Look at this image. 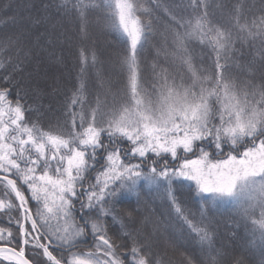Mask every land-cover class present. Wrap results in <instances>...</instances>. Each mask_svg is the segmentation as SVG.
Segmentation results:
<instances>
[{"label":"snow or ice","instance_id":"6c2138e0","mask_svg":"<svg viewBox=\"0 0 264 264\" xmlns=\"http://www.w3.org/2000/svg\"><path fill=\"white\" fill-rule=\"evenodd\" d=\"M60 7L78 13L84 35L87 11H107L112 29L129 45L123 60L126 89L120 98L107 89L90 101L81 80L67 101V129L53 131L26 119L29 109L23 97L18 92L14 100L10 98V78H4L0 212L16 210L18 216L16 234L10 227H0V264H32L25 257L27 246L42 250L48 264H165L135 240L127 252H120L121 245L108 234L107 218L120 222L111 207L113 198L122 189H134L141 179L157 187L167 185L176 216L201 243H211L207 209L235 205L264 245V78L256 83L251 72L237 78L229 63L238 41L259 38L264 47V15L249 20L237 6L225 27L214 21L208 0H188L187 18L170 14L174 25L170 55L186 69L188 81L183 75L177 80L166 68L156 71L154 64L155 82L149 90L141 78L139 58L151 29L147 0H62ZM193 41L213 53L210 68L193 63L189 50ZM80 60L84 67L96 64L95 54L85 49ZM98 158L104 164L91 183L89 174ZM169 158L177 163L170 165ZM178 180L194 185L201 202L199 220L173 195ZM13 194L18 204L9 198ZM29 199L35 202L34 211ZM77 200L82 223L74 215ZM88 235L93 244L80 251ZM53 248L66 255H55Z\"/></svg>","mask_w":264,"mask_h":264},{"label":"trees","instance_id":"16d2710c","mask_svg":"<svg viewBox=\"0 0 264 264\" xmlns=\"http://www.w3.org/2000/svg\"><path fill=\"white\" fill-rule=\"evenodd\" d=\"M61 3L62 0H0V63L4 65L0 67V86H3L4 78L9 77L12 92L10 98L14 100L18 92L23 97L22 103L29 109L25 113L26 119L39 121L41 124L49 123L52 126L45 130L53 131L66 127L67 120V101L63 100V116H59L61 110H56L61 99L53 91H62V88L54 83L53 76L56 73L66 76L70 69L63 68L62 72L52 70L49 61H62L66 57L72 59L76 62L75 72L80 80H96L98 84L103 81L104 89L115 92L118 98L123 96L127 80L123 60L129 45L124 36L112 29V20L107 11L103 8L87 11L84 35L81 33L82 21L78 13L60 7ZM147 3L152 8L151 15L146 18L151 22V29L147 33L139 58L141 78L148 88L149 80L152 84L155 82L153 67L149 62L160 59L156 68L159 71L163 68L159 64L173 50L171 32L174 25L170 14L187 18L191 9L187 7L188 0H155V3L147 0ZM208 3L211 5L210 11L214 13V21L225 27L229 26L230 14L237 6L242 7L243 15L249 20L264 15V0H208ZM81 49L95 54L94 66H82ZM189 50L197 67H211L214 56L210 49L193 41L189 44ZM229 63L232 65L233 76L242 78L251 72L255 82L260 83L264 78V47L260 39L243 43L238 41ZM170 69L172 71L169 72L176 74L177 79L183 75L185 81H188L189 74L184 67ZM35 70L51 78L50 82L55 86H40L32 83L33 81H26L27 76L33 78ZM51 93L57 98L55 103L49 101V97L53 95ZM189 158L195 157L189 154ZM169 163L175 165L177 162L169 158ZM100 170L102 166H96L89 174V181ZM144 170H148L147 165ZM181 184L175 197L190 216L194 214L199 220L200 199L194 187L182 182ZM24 191L26 197H30L26 188ZM149 196L152 197L151 194ZM0 197H3L2 187ZM9 198L18 204L14 194ZM157 201L160 202V199L157 198ZM164 203V206H160L158 202L153 203L151 206L154 207L145 206V209L138 211L130 208V212L135 215L125 221L119 219L124 228L121 229V223L117 222L115 230L113 228L111 231H116L121 236V239H115L121 245L120 252H127L135 240L143 244L145 252L150 253L153 258L162 257L165 264H235L237 260L241 264H264V245L260 243L258 233L253 234V226L243 217L237 206L221 205L207 209L205 223L211 236L209 244L201 243L187 224L176 216L171 200H165ZM29 204L34 211L31 199ZM75 207H80V202L75 203ZM12 215L13 222L9 224L10 214L0 212V227H10L16 234L14 218L18 216V212L12 211ZM77 221L79 222V215ZM125 231L129 236L123 235ZM89 248L80 246L79 250L85 251ZM53 251L55 255L62 252L54 248ZM26 256L34 264H48L40 249L27 246Z\"/></svg>","mask_w":264,"mask_h":264},{"label":"rangeland","instance_id":"374dc122","mask_svg":"<svg viewBox=\"0 0 264 264\" xmlns=\"http://www.w3.org/2000/svg\"><path fill=\"white\" fill-rule=\"evenodd\" d=\"M164 59H165V61H164L165 63L162 62V63L159 64V66H162L163 68L168 69V71H172L170 68L183 67L182 65H180L179 62H175L174 63L173 62V57L170 54L166 55V57ZM159 60L158 59L151 60L149 62L150 66L153 67L154 64L157 65L159 63ZM48 64L51 66L52 70H58L60 72H62L63 68L64 69L65 68H69L70 69V72L66 76H64V74H62L63 76H60L57 73L53 76L54 83L57 84L58 86H61V88H62L61 89L62 91H58V92L57 91H55V92L53 91V93H58L57 95L61 99V101L59 100L60 104L56 103L57 106H58V109H56V110H58V111L61 110L59 116H63L62 107L65 104L64 102L68 101V98L70 97L71 93L75 90V88L78 86L79 82L81 81L80 78L77 76V73L75 72L77 65H76L75 61H72V59H69L68 57L63 58L62 61H60V60L49 61ZM71 69H72V71H71ZM150 72H151V70L149 71V74H150ZM32 75H34L33 78L31 79V77L27 76L26 77V81H28V82L33 81L32 83H36V84H38L40 86H50V87H54L55 86L54 84H52L50 82L51 78H47L46 75H44V73L43 74L39 73L38 70H35V72ZM179 79L180 78H178L177 80H179ZM95 81L91 80V79L90 80L89 79L85 80V82L87 83L88 98H89L90 101L94 99V97H95V95L97 93H103L104 91H106V89H104V87L102 88L100 86L101 82H99V84H98ZM151 85H152L151 80H149L148 81V86H149L148 89L149 90H151ZM53 93H51V95ZM111 93L116 94L115 92H112V91H111ZM116 95H118V94H116ZM39 96L43 97L45 99L43 94H40ZM109 97H111V96H109ZM49 99H50L49 101H51L52 103H55L56 102L55 100L57 98L53 94L52 96L49 97ZM63 100H65V101H63ZM67 120H68V117H67ZM67 120H65L66 127H63L64 129H67ZM29 122H35V121L29 120ZM37 122H38V125L41 126L44 129L50 128L52 126L49 123H44L43 122L41 124L39 121H37ZM103 164H104L103 159L102 158H98V163L96 164V166H103ZM144 171H145V173H147L148 170H144ZM96 175H95V177H96ZM95 177H92L89 182L94 183L95 182ZM181 182L185 183L187 186L194 187V185L190 181H185V180L175 181L173 183V195L174 196L177 195L178 190L181 189V186H182ZM177 185H179L180 188L177 187ZM176 188H178V189H176ZM175 189L177 191H175ZM150 194H151L152 197L149 196ZM147 198H148V200H146ZM157 198L160 199V202L157 201ZM165 200L170 201V198H169V195H168V192H167V185L162 184L159 187H157V186L151 185V184L147 183L146 181H144L143 179H141L140 181H138V183H137V185L135 186L134 189H131V190L128 189V188L122 189L120 194L117 197L113 198V200L111 202V207L113 208L116 216L118 217V220L120 219V220H124L125 221V219H129V218H131V217H133L135 215V214H132L130 212V208H133L134 211L135 210L136 211L143 210V209L146 208L145 206L154 207V205L151 206V204L157 203V202H158V204L160 206H164V204H165L164 201ZM77 202H79V200H77L75 203H77ZM33 205H34V209H35V202L34 201H33ZM28 206L30 207V204H28ZM78 208H79V210H81L80 207H78ZM9 214H10L11 217L13 216L12 212L9 213ZM74 215H75V217L77 219L78 213L74 211ZM131 215H133V216H131ZM14 223H15V221H14ZM116 223L117 222H113L112 221L111 217L107 218L108 234L110 236H112L114 239L119 240V239H121V236H118L119 233H117L116 231H111V230H113V228L115 230ZM84 242H86V240ZM85 251H87V250H85ZM25 254H26V247H25ZM61 254H65L66 255V253L58 252V256L61 255ZM44 258L46 259V257H44ZM2 264H10V263L2 261Z\"/></svg>","mask_w":264,"mask_h":264},{"label":"flooded vegetation","instance_id":"af4514ba","mask_svg":"<svg viewBox=\"0 0 264 264\" xmlns=\"http://www.w3.org/2000/svg\"><path fill=\"white\" fill-rule=\"evenodd\" d=\"M74 211L78 213V215H79V222L82 223V221H81V210H79L78 208L75 207ZM92 244H93V239H92L91 235H88L86 237V242L82 243L80 246L87 248V247H91Z\"/></svg>","mask_w":264,"mask_h":264},{"label":"water","instance_id":"95a60500","mask_svg":"<svg viewBox=\"0 0 264 264\" xmlns=\"http://www.w3.org/2000/svg\"><path fill=\"white\" fill-rule=\"evenodd\" d=\"M25 257L27 258L26 254H25ZM27 259H28V258H27ZM30 262H32V261H30ZM32 264H34V263L32 262Z\"/></svg>","mask_w":264,"mask_h":264},{"label":"bare ground","instance_id":"6f19581e","mask_svg":"<svg viewBox=\"0 0 264 264\" xmlns=\"http://www.w3.org/2000/svg\"><path fill=\"white\" fill-rule=\"evenodd\" d=\"M5 262H8V261H5ZM8 263H10V262H8Z\"/></svg>","mask_w":264,"mask_h":264}]
</instances>
